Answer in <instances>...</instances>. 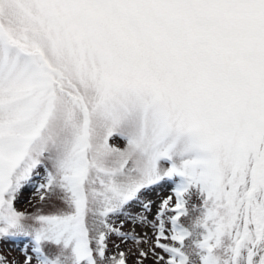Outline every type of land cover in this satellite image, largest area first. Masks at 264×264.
<instances>
[{
	"label": "snow or ice",
	"instance_id": "snow-or-ice-1",
	"mask_svg": "<svg viewBox=\"0 0 264 264\" xmlns=\"http://www.w3.org/2000/svg\"><path fill=\"white\" fill-rule=\"evenodd\" d=\"M17 241L0 264H264V0H0Z\"/></svg>",
	"mask_w": 264,
	"mask_h": 264
},
{
	"label": "rangeland",
	"instance_id": "rangeland-1",
	"mask_svg": "<svg viewBox=\"0 0 264 264\" xmlns=\"http://www.w3.org/2000/svg\"><path fill=\"white\" fill-rule=\"evenodd\" d=\"M166 194V193H165ZM31 195V192L25 193V197H29ZM21 208H28L31 210L30 205L27 203V200H25L23 203L19 205ZM0 247L3 248V250L9 255V258L15 257L18 260H23L24 256L23 253L20 251V242L17 241L15 245H12L10 243H5L3 245H0Z\"/></svg>",
	"mask_w": 264,
	"mask_h": 264
}]
</instances>
